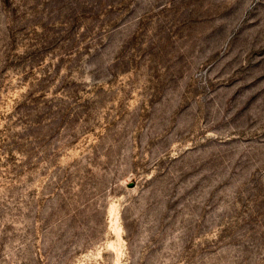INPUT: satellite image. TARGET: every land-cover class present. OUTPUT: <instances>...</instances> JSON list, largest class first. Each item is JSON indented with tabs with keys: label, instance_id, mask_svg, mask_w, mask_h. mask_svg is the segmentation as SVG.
<instances>
[{
	"label": "rangeland",
	"instance_id": "374dc122",
	"mask_svg": "<svg viewBox=\"0 0 264 264\" xmlns=\"http://www.w3.org/2000/svg\"><path fill=\"white\" fill-rule=\"evenodd\" d=\"M0 264H264V0H0Z\"/></svg>",
	"mask_w": 264,
	"mask_h": 264
}]
</instances>
